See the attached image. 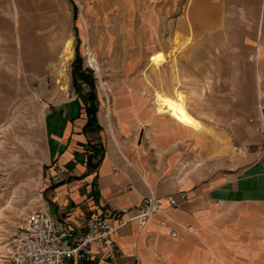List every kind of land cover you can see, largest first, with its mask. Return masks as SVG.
<instances>
[{"label": "crops", "instance_id": "crops-1", "mask_svg": "<svg viewBox=\"0 0 264 264\" xmlns=\"http://www.w3.org/2000/svg\"><path fill=\"white\" fill-rule=\"evenodd\" d=\"M133 25L139 27L140 41L146 43L145 14ZM253 38L245 37L242 31L235 33L234 72L229 78L221 71L217 78H211L210 51L193 50L188 54V70L192 72L187 75L194 88L203 84L206 90H213L204 96L202 112L192 109L203 125L199 129L182 126L147 109L146 79L140 73L142 83L137 88L129 81L117 88L126 90L128 101L137 96L144 113L120 117L117 108L116 117H107L100 107V130L84 128L87 115L78 96L62 99L54 93L42 117L46 150L41 159L40 191L54 217L81 231L87 216L105 209L126 208L127 215H135L150 193L164 203L168 195L181 191L190 198L155 214L143 229L138 219L124 225L112 236L119 249L114 260L107 257V248L96 242L92 245L94 255L81 264H264V74L254 60L264 51V45L243 50L244 43H255ZM247 58L251 66L248 63L244 68L243 59ZM245 73L250 75L247 81L253 97L248 104L250 114L246 116L240 110L234 117L260 120L263 129L257 131L250 121L236 123L234 136L244 145V152L232 167L235 172L210 182L199 175L177 176L173 169L180 164L191 161L197 164L193 169L205 168L206 159L224 150L201 130L206 120L200 117H227L228 91L243 88L240 83ZM114 98L119 105L121 98ZM92 145L101 149V160L88 168Z\"/></svg>", "mask_w": 264, "mask_h": 264}, {"label": "rangeland", "instance_id": "rangeland-1", "mask_svg": "<svg viewBox=\"0 0 264 264\" xmlns=\"http://www.w3.org/2000/svg\"><path fill=\"white\" fill-rule=\"evenodd\" d=\"M142 13L146 43L133 25ZM240 31L256 38L249 46L244 43L243 50L264 45V0H0V247L2 239L16 230L20 215L44 203L42 117L55 92L68 99L67 91L74 90L71 72L77 50L84 67L94 74L99 108L104 107L107 117H116L117 108L120 117L144 113L137 96L128 101L126 90L117 88L127 81L137 88L142 83L139 73L146 79L147 109L156 112V92L180 91L190 112L193 108L202 112L204 96L213 90L203 84L194 88L187 75L192 72L188 54L210 51L211 78L220 71L229 78L234 72L235 33ZM68 40L73 44L71 59L66 58ZM158 51L165 60L154 64L150 55ZM254 60L264 74V51ZM249 61L243 59L244 68ZM67 62L70 73L61 77L60 66ZM249 76L244 74L243 88L228 91L227 117H200L206 120L201 130L224 150L206 159L205 168L193 169L197 164L191 161L180 164L173 169L177 176L199 175L210 182L235 172L232 167L244 152L234 136L236 123L249 122L250 117L234 116L240 110L250 114ZM114 95L121 98L119 105Z\"/></svg>", "mask_w": 264, "mask_h": 264}, {"label": "built area", "instance_id": "built-area-1", "mask_svg": "<svg viewBox=\"0 0 264 264\" xmlns=\"http://www.w3.org/2000/svg\"><path fill=\"white\" fill-rule=\"evenodd\" d=\"M67 64L60 66L61 76L69 73L70 64ZM75 95L74 90L67 91L69 98ZM249 121L257 131H262V121L254 118ZM188 200L190 198L185 191L168 195L166 203L150 193L135 215H127L126 208L105 209L87 216L81 231L54 217L51 205L44 202L40 207L22 213L13 234L2 239L0 264H81L94 255L92 245L96 242H101L108 250L107 257L114 260L119 249L112 236L124 225L138 219L143 229L155 214ZM162 224H165L164 220ZM171 234L176 235L175 231Z\"/></svg>", "mask_w": 264, "mask_h": 264}, {"label": "trees", "instance_id": "trees-1", "mask_svg": "<svg viewBox=\"0 0 264 264\" xmlns=\"http://www.w3.org/2000/svg\"><path fill=\"white\" fill-rule=\"evenodd\" d=\"M76 6L74 5V11ZM75 17V15H74ZM71 83L76 95L84 102V108L87 115V122L84 128L93 126L96 130H100L101 126L97 120L99 103L97 97L96 79L91 69L84 67L83 59L77 50L75 60L72 63ZM91 152L87 157L88 168L95 167L101 160L100 148L92 145L89 149Z\"/></svg>", "mask_w": 264, "mask_h": 264}, {"label": "bare ground", "instance_id": "bare-ground-1", "mask_svg": "<svg viewBox=\"0 0 264 264\" xmlns=\"http://www.w3.org/2000/svg\"><path fill=\"white\" fill-rule=\"evenodd\" d=\"M72 48V41L68 40L65 44V50L67 53L66 58L68 59L72 58ZM164 58L163 54L160 51L155 52L150 56V60L154 64H159ZM154 105L156 113L160 115L167 114L171 119H173L175 122L179 123L182 126L192 129H199L203 127L202 123L198 119H196L193 114L188 110L185 101V95L180 91H178L175 95L156 92L154 98Z\"/></svg>", "mask_w": 264, "mask_h": 264}]
</instances>
